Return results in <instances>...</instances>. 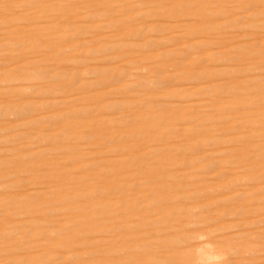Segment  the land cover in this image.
I'll return each mask as SVG.
<instances>
[{
	"label": "rangeland",
	"instance_id": "obj_1",
	"mask_svg": "<svg viewBox=\"0 0 264 264\" xmlns=\"http://www.w3.org/2000/svg\"><path fill=\"white\" fill-rule=\"evenodd\" d=\"M0 264H264V0H0Z\"/></svg>",
	"mask_w": 264,
	"mask_h": 264
}]
</instances>
